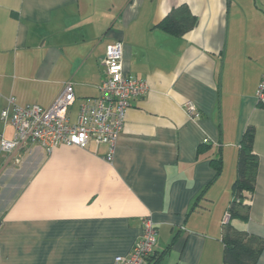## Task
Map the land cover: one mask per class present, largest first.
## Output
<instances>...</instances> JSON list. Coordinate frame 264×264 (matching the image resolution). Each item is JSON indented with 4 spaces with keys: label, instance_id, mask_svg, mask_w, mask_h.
<instances>
[{
    "label": "crops",
    "instance_id": "0c3cea01",
    "mask_svg": "<svg viewBox=\"0 0 264 264\" xmlns=\"http://www.w3.org/2000/svg\"><path fill=\"white\" fill-rule=\"evenodd\" d=\"M244 1L0 0V112L10 101L48 108L70 83L74 122L99 97L106 47L116 41L124 72L148 85L129 101L111 163L92 141L48 156L36 146L0 150V264H113L146 219L157 231L151 264H222L223 219L249 126L259 166L248 219L234 224L262 242L256 264H264V105L255 98L264 0L248 10ZM180 5L197 21L176 38L156 24ZM0 135L10 140L12 127L0 121Z\"/></svg>",
    "mask_w": 264,
    "mask_h": 264
},
{
    "label": "built area",
    "instance_id": "2783aa9c",
    "mask_svg": "<svg viewBox=\"0 0 264 264\" xmlns=\"http://www.w3.org/2000/svg\"><path fill=\"white\" fill-rule=\"evenodd\" d=\"M121 57V42L116 41L106 47L100 95L93 100H86L80 106L74 122L69 117L75 100L70 83L64 86L48 108L37 104L16 106L10 101L9 106L1 110L0 121L3 125L9 124L12 127L13 135L10 140L0 135V150L12 154L23 147L36 146L48 156L59 145L85 149L92 141L95 145L107 147L104 159L111 163L130 99L143 96L148 90L145 81L124 72ZM255 98L259 104L264 105V75L257 85ZM184 107L189 118L199 117V111L192 103H186ZM18 161L17 159L16 162ZM228 219L229 213H226L223 224ZM156 235L157 231L151 220H143L140 235L130 252L126 256L116 257L113 264H147L154 252Z\"/></svg>",
    "mask_w": 264,
    "mask_h": 264
},
{
    "label": "trees",
    "instance_id": "16d2710c",
    "mask_svg": "<svg viewBox=\"0 0 264 264\" xmlns=\"http://www.w3.org/2000/svg\"><path fill=\"white\" fill-rule=\"evenodd\" d=\"M197 18L191 14L186 5H180L162 18L156 28L163 33L180 37L195 26ZM254 130L247 127L240 140L236 160V177L231 186L232 199L227 212L229 221L223 224L222 264H256L262 250V242L255 236L237 227L234 222H245L248 219L244 201L249 199L255 190L258 171V157L253 154ZM206 144H204L205 146ZM216 175L222 170L221 156L210 161ZM149 258L147 264H151ZM155 264V263H154Z\"/></svg>",
    "mask_w": 264,
    "mask_h": 264
},
{
    "label": "rangeland",
    "instance_id": "374dc122",
    "mask_svg": "<svg viewBox=\"0 0 264 264\" xmlns=\"http://www.w3.org/2000/svg\"><path fill=\"white\" fill-rule=\"evenodd\" d=\"M254 0H248V1H244V3L246 4V9L248 10V9H250V5L249 4H247V3H251V8L253 9V7H254V2H253ZM247 10H245V11H247Z\"/></svg>",
    "mask_w": 264,
    "mask_h": 264
}]
</instances>
